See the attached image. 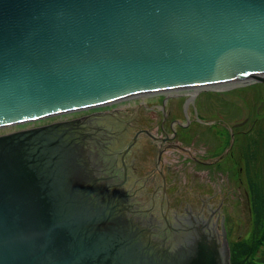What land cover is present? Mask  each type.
Segmentation results:
<instances>
[{"label":"water","instance_id":"1","mask_svg":"<svg viewBox=\"0 0 264 264\" xmlns=\"http://www.w3.org/2000/svg\"><path fill=\"white\" fill-rule=\"evenodd\" d=\"M234 80L264 83V0H0V128ZM32 133L0 135V264H121Z\"/></svg>","mask_w":264,"mask_h":264},{"label":"flooded vegetation","instance_id":"2","mask_svg":"<svg viewBox=\"0 0 264 264\" xmlns=\"http://www.w3.org/2000/svg\"><path fill=\"white\" fill-rule=\"evenodd\" d=\"M165 91L135 95L143 96L135 113L119 109L122 99L19 124L13 132L33 131L47 143L76 203L107 232L121 264H223L231 238L227 195L199 188L192 153L203 131L194 119L177 117ZM202 125L217 141L224 131L214 122ZM177 151L186 154L182 186L165 156ZM220 168L216 162L212 171Z\"/></svg>","mask_w":264,"mask_h":264},{"label":"rangeland","instance_id":"3","mask_svg":"<svg viewBox=\"0 0 264 264\" xmlns=\"http://www.w3.org/2000/svg\"><path fill=\"white\" fill-rule=\"evenodd\" d=\"M210 86L171 89L167 90L168 92H163V94L167 96V104L176 115L178 114L177 117L179 119L184 117L185 123H188L190 118L194 119L193 123L197 124L198 133L201 130L203 131L201 137L198 139L197 148L192 153L198 160L196 180L199 188L202 189L203 186L208 187L209 194L218 192V196H220L221 191L225 192V195H227L225 199V204L227 205L225 213L232 221L230 223L232 225L230 239L241 237L242 240L250 235L253 223L248 202L244 165L241 157V161L239 159L233 161L237 163L233 166L231 157L230 161H227L226 155H229L231 153L230 150H232L235 154L234 156H236L234 150L238 146V131L241 132V135L248 132L251 130L256 119L259 120L260 126L261 124L264 125V83L248 81L243 83L236 81L228 83L226 81ZM191 90H198V92L191 97L189 94H186ZM172 95L179 96L170 97ZM142 97L136 98L131 96L124 99L119 109L130 108L132 113L138 112ZM139 112L142 113L145 110L140 109ZM204 122H214L220 125L224 129L222 133L225 132L227 135H230V144L226 147L224 146L221 150L220 147L216 149L219 141L215 137L212 138L210 133H206L207 129L202 125ZM240 122L243 123L239 127L235 126V124ZM220 126H218V130L221 129ZM216 128L217 126L212 129ZM16 129H18V125L0 128V135L13 132ZM165 156L168 157L167 160L171 161L172 166H175L174 170H177V174L181 173L179 179L182 186L184 184L183 171L187 167L183 159L186 154L177 151L168 152ZM234 156L233 159L236 158ZM216 162L221 166L219 173L212 171ZM235 166L238 167L236 168ZM202 167H209L208 169L211 173H207V170Z\"/></svg>","mask_w":264,"mask_h":264},{"label":"trees","instance_id":"4","mask_svg":"<svg viewBox=\"0 0 264 264\" xmlns=\"http://www.w3.org/2000/svg\"><path fill=\"white\" fill-rule=\"evenodd\" d=\"M258 122L259 120L256 119L251 130L242 135L240 131L237 132L239 138L237 149L234 150L236 156L232 150L226 155L227 161H230L231 157L233 166L237 164L233 161L238 159L241 161L242 157L253 221L247 238L230 239V264H264V125L260 126ZM219 135L216 149L220 147L221 150L230 144V135L227 133ZM233 156L236 158L233 159ZM228 221L232 222L230 218ZM229 233L231 236L232 225L229 226Z\"/></svg>","mask_w":264,"mask_h":264},{"label":"bare ground","instance_id":"5","mask_svg":"<svg viewBox=\"0 0 264 264\" xmlns=\"http://www.w3.org/2000/svg\"><path fill=\"white\" fill-rule=\"evenodd\" d=\"M234 81H236V82H239V83H243V82H245L246 80H234ZM234 81H227L228 83H234ZM197 87H199V86H197ZM201 87H203V86H201ZM206 87H211L210 85L209 86H206ZM217 88H219L218 86H216ZM190 87H188V88H182V89H189ZM192 88V87H191ZM221 88H223V87H221ZM179 89H181V88H179ZM173 90V89H172ZM174 90H176V89H174ZM168 92V91H167ZM198 92V90H191V91H188L186 94H189L191 97H193L196 93Z\"/></svg>","mask_w":264,"mask_h":264}]
</instances>
